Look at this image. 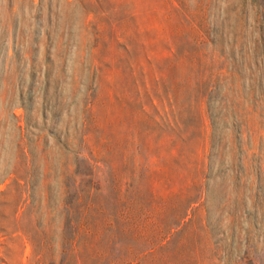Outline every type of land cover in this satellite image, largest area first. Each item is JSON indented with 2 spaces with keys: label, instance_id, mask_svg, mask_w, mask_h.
<instances>
[{
  "label": "rangeland",
  "instance_id": "rangeland-1",
  "mask_svg": "<svg viewBox=\"0 0 264 264\" xmlns=\"http://www.w3.org/2000/svg\"><path fill=\"white\" fill-rule=\"evenodd\" d=\"M0 264H264V0H0Z\"/></svg>",
  "mask_w": 264,
  "mask_h": 264
},
{
  "label": "trees",
  "instance_id": "trees-1",
  "mask_svg": "<svg viewBox=\"0 0 264 264\" xmlns=\"http://www.w3.org/2000/svg\"><path fill=\"white\" fill-rule=\"evenodd\" d=\"M5 178H6V176H4L2 180H4Z\"/></svg>",
  "mask_w": 264,
  "mask_h": 264
}]
</instances>
